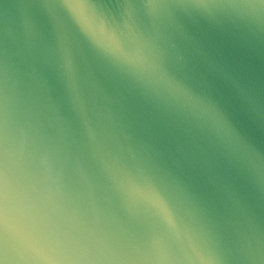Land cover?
<instances>
[{"label":"water","instance_id":"water-1","mask_svg":"<svg viewBox=\"0 0 264 264\" xmlns=\"http://www.w3.org/2000/svg\"><path fill=\"white\" fill-rule=\"evenodd\" d=\"M0 264H264V0H0Z\"/></svg>","mask_w":264,"mask_h":264}]
</instances>
